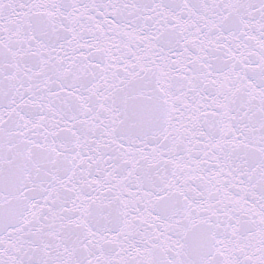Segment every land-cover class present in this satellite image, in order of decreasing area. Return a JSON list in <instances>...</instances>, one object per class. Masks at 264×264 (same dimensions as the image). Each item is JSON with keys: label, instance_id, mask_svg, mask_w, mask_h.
<instances>
[{"label": "snow or ice", "instance_id": "6c2138e0", "mask_svg": "<svg viewBox=\"0 0 264 264\" xmlns=\"http://www.w3.org/2000/svg\"><path fill=\"white\" fill-rule=\"evenodd\" d=\"M0 264H264V0H0Z\"/></svg>", "mask_w": 264, "mask_h": 264}]
</instances>
